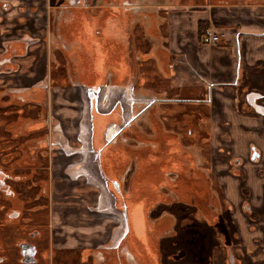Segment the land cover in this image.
Returning a JSON list of instances; mask_svg holds the SVG:
<instances>
[{"label": "flooded vegetation", "instance_id": "obj_1", "mask_svg": "<svg viewBox=\"0 0 264 264\" xmlns=\"http://www.w3.org/2000/svg\"><path fill=\"white\" fill-rule=\"evenodd\" d=\"M77 1L83 0L58 1L66 7L62 12L67 20L74 6L98 7L93 2L72 4ZM101 1L96 28L91 27L92 15L87 29L83 26L82 31L79 19L76 30L67 28L62 37L64 25L53 18L50 23L51 15L41 28L38 0H0V264H57L61 258L63 264H87L78 256L92 252L100 256L93 264H163L169 212L158 209L177 200L196 207L212 233L221 231L223 264H250L241 246H235L239 242L231 243L230 236L237 239V235L230 219H225L230 206L221 189L211 191L209 178L191 167L189 153L162 136L159 125L156 144H143L147 136L137 126L138 118L144 111L153 113L155 99L138 96L135 104L140 109L133 114L134 106L124 105V99L118 104L110 99H115V85L128 81L129 58L119 55L104 32L127 24L134 5ZM212 85L208 83L209 90ZM72 95L84 101L74 121L69 116ZM92 95L98 103L90 113L86 107ZM251 156L256 159L259 152L253 150ZM180 159L185 167H178ZM56 202L64 210L93 214V220L79 218L76 228L81 235L85 234L78 228L90 227L88 220L103 221L104 213L117 219L109 223L106 237H96L92 247L81 245L67 259L60 256L71 254L72 247H59L62 254L53 249L55 221L50 213ZM145 205L146 216L140 210ZM244 211L258 224L264 218L246 201ZM135 216L141 219L139 231ZM74 225L69 219L66 228ZM170 258L179 262L184 257ZM263 263L264 254L251 261Z\"/></svg>", "mask_w": 264, "mask_h": 264}, {"label": "crops", "instance_id": "obj_2", "mask_svg": "<svg viewBox=\"0 0 264 264\" xmlns=\"http://www.w3.org/2000/svg\"><path fill=\"white\" fill-rule=\"evenodd\" d=\"M38 1L41 28L51 15L50 23L55 19L64 25L62 37L67 28L76 30L79 19L82 31L83 26L87 29L91 25L92 15L95 18L91 27L97 26L101 0L72 3L86 6L93 2L98 7L74 6L70 20L59 0ZM129 4L134 5L129 22L104 32L106 39L114 41L119 55L129 58L128 81L115 85V99H110L116 104L124 99V105L134 106L132 114L140 109L136 106L138 96L155 99L153 113L144 111L138 118L137 126L147 136L143 144H156L159 125L162 136L175 140L181 151L189 153L193 158L191 167L209 178L211 191L221 189L223 200L230 206V215L225 219H230L237 235V239L230 236L231 243L239 242L235 246H241L250 264L259 261L264 254V0H121L118 6ZM82 17H86L85 22ZM201 21L207 24L206 33L222 32L216 44H207L198 37ZM208 83H213L210 90ZM69 116L73 119L71 112ZM253 150L259 152L256 159L251 156ZM181 165L185 167L182 159L178 161V167ZM245 201L261 213L259 224L245 213ZM146 207L140 208L145 216ZM104 216L109 218L108 223L117 219L106 213ZM140 218L134 217L138 231ZM168 218L166 235L175 231L176 223L174 214L169 212ZM78 229L83 234L93 231L91 227ZM65 231H72L76 246L81 245L75 226ZM212 236L209 252L203 253L206 264H223L221 235L213 232ZM178 244L177 239L167 238L169 249L162 263L197 264L193 259L196 256L179 262L170 258L187 255Z\"/></svg>", "mask_w": 264, "mask_h": 264}, {"label": "rangeland", "instance_id": "obj_3", "mask_svg": "<svg viewBox=\"0 0 264 264\" xmlns=\"http://www.w3.org/2000/svg\"><path fill=\"white\" fill-rule=\"evenodd\" d=\"M10 25V24H9ZM26 64H29L30 61H26ZM54 84H52L53 86ZM66 102V101H65ZM83 105L82 101L78 97H71L70 99V112H71V117L73 118L72 120H75V114L80 111L81 106ZM69 112V113H70ZM78 115V114H77ZM74 125H72L71 130L74 131ZM233 197L236 198V193H233ZM42 202H45V199L41 200ZM49 201V199H48ZM50 203V201H49ZM86 203H91L90 197L86 200ZM54 209L50 213V220L53 218L55 221V229L52 227V234L56 235L55 239H53V249L58 251V254H62L61 250L58 249L59 247H71L70 250L68 249V252L66 253V256L61 255L60 257H67V259H71L74 256V252L78 251L81 245L86 244L88 247H92L95 245L96 237H106V232L109 227V223L106 222L109 220V218L104 216L103 221H97V222H92L88 220L87 226H90L91 229L98 227L95 232H90L85 235L78 234L77 232V237L80 238L77 240V242L81 245L76 246V242L74 239L71 238V232L72 231H64L67 222H69V219H72L73 224H75V227H80V220L79 218H88V219H94L95 217L93 214L89 211H86V213L79 214L78 211L76 212H71L69 210H64V206L60 204V202H56V204L53 205ZM76 207V206H75ZM163 211V212H170L171 214H174L176 218V223H175V231L172 234L166 235V238H171L173 237L174 239H177L179 241V246L184 248L186 250L187 255L184 257L186 259H191L192 256H196L197 259L194 261L197 264H206V258L203 253L209 252L208 245L210 243V237H212V231L210 230V226L207 225L206 221L203 220L204 218L201 216V212L194 206L187 204L186 202L182 201H174L172 203L165 204L163 206H160L158 211ZM156 213H151V216H155ZM83 218V219H84ZM107 219V220H106ZM84 222V221H82ZM86 226V227H87ZM61 228V229H60ZM77 229V228H76ZM217 234L221 233L218 229L216 230ZM62 237L66 239L64 242L62 240ZM83 241H82V240ZM74 244H73V243ZM169 249L168 246L165 247L164 251L167 252ZM98 253H91V255L85 257V256H78V258L85 259L87 264H93V261L95 257H97ZM263 254V253H262ZM14 258V255H13ZM64 259H60V261L57 264H63ZM14 262V261H13ZM73 264H77L74 262ZM264 264V263H263Z\"/></svg>", "mask_w": 264, "mask_h": 264}, {"label": "built area", "instance_id": "obj_4", "mask_svg": "<svg viewBox=\"0 0 264 264\" xmlns=\"http://www.w3.org/2000/svg\"><path fill=\"white\" fill-rule=\"evenodd\" d=\"M221 36H223L222 32H207L202 39L207 44H216Z\"/></svg>", "mask_w": 264, "mask_h": 264}, {"label": "water", "instance_id": "obj_5", "mask_svg": "<svg viewBox=\"0 0 264 264\" xmlns=\"http://www.w3.org/2000/svg\"><path fill=\"white\" fill-rule=\"evenodd\" d=\"M130 86L131 85H128V89H130ZM93 87V86H92ZM127 89V90H128ZM99 100H101V98L99 99ZM81 101H82V99H81ZM84 101H82V103H83ZM97 103H98V99H97V97L95 96H88V99H87V111H89L90 113L93 111V106L94 105H97ZM82 110V109H81ZM92 116H93V113L91 114ZM123 218H124V220L126 221V223H127V221H128V219H127V214H124V216H123Z\"/></svg>", "mask_w": 264, "mask_h": 264}, {"label": "trees", "instance_id": "obj_6", "mask_svg": "<svg viewBox=\"0 0 264 264\" xmlns=\"http://www.w3.org/2000/svg\"><path fill=\"white\" fill-rule=\"evenodd\" d=\"M206 27H207L206 22L201 21V22L199 23L198 37H199L200 39L203 38V36L206 34V31H205Z\"/></svg>", "mask_w": 264, "mask_h": 264}]
</instances>
